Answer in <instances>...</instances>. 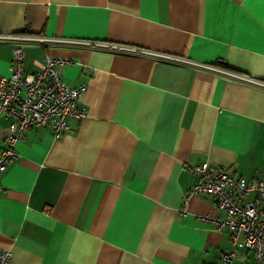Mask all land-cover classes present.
<instances>
[{"label":"crops","instance_id":"obj_1","mask_svg":"<svg viewBox=\"0 0 264 264\" xmlns=\"http://www.w3.org/2000/svg\"><path fill=\"white\" fill-rule=\"evenodd\" d=\"M113 42L264 79V0H0V33ZM80 94L85 115L55 137L31 127L0 178L8 264H213L231 248L212 195H189L207 162L264 181V89L194 66L65 41L26 44ZM11 44L0 41V77ZM10 119L0 116V150ZM253 192L244 201L253 198ZM184 213H181V210ZM239 248L230 264H251Z\"/></svg>","mask_w":264,"mask_h":264},{"label":"built area","instance_id":"obj_2","mask_svg":"<svg viewBox=\"0 0 264 264\" xmlns=\"http://www.w3.org/2000/svg\"><path fill=\"white\" fill-rule=\"evenodd\" d=\"M55 40L154 56L264 89V79L221 64L197 62L140 46L83 39H55L32 33L29 28L24 32L0 33V41L10 42L12 51L9 74L0 77V116L10 119L5 146L0 150V178L7 163L18 158L15 145L24 139L26 130L48 126L54 136L59 137L69 129V119H80L85 115V106L80 103L79 98L86 84L73 87L66 85L58 68L62 64H70L71 60L45 54L39 71L28 73L23 69L26 44L44 45ZM190 170L196 179L188 191L189 195H212L216 205L226 214L225 218L208 217L216 230L228 229L231 241V248L221 253L213 264H230L237 256L239 248L252 252L251 264H264V181L236 177L225 168L210 167L207 162L193 165ZM1 190L0 183V193ZM251 192L254 194L253 198L244 201V197ZM181 213H184L183 209ZM10 258L9 249H0V264H8Z\"/></svg>","mask_w":264,"mask_h":264}]
</instances>
